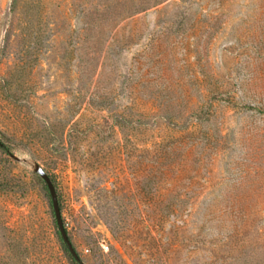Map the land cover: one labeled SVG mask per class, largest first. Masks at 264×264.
Listing matches in <instances>:
<instances>
[{
  "label": "rangeland",
  "instance_id": "1",
  "mask_svg": "<svg viewBox=\"0 0 264 264\" xmlns=\"http://www.w3.org/2000/svg\"><path fill=\"white\" fill-rule=\"evenodd\" d=\"M0 264H264V0H0Z\"/></svg>",
  "mask_w": 264,
  "mask_h": 264
},
{
  "label": "water",
  "instance_id": "2",
  "mask_svg": "<svg viewBox=\"0 0 264 264\" xmlns=\"http://www.w3.org/2000/svg\"><path fill=\"white\" fill-rule=\"evenodd\" d=\"M3 145L0 141V146ZM39 175L44 181L46 188L48 190L49 196H50V203L52 208L53 217L57 226L58 233L60 235V238L62 242L65 244V247L71 257L78 263V264H84L82 259L80 258L79 254L77 253L75 247L73 246V243L70 240V237L66 231V228L64 226V222L61 216V210H60V204L58 195L54 186L53 181L47 175L44 171H39Z\"/></svg>",
  "mask_w": 264,
  "mask_h": 264
},
{
  "label": "trees",
  "instance_id": "3",
  "mask_svg": "<svg viewBox=\"0 0 264 264\" xmlns=\"http://www.w3.org/2000/svg\"><path fill=\"white\" fill-rule=\"evenodd\" d=\"M62 244H63L64 248L66 249L65 244H64V243H62ZM66 251H67V249H66ZM67 252H68V251H67Z\"/></svg>",
  "mask_w": 264,
  "mask_h": 264
}]
</instances>
